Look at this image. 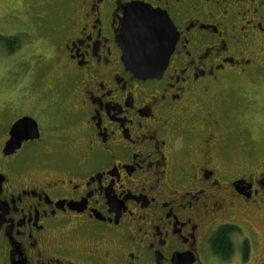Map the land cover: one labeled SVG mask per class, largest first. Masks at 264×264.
I'll list each match as a JSON object with an SVG mask.
<instances>
[{"label":"flooded vegetation","instance_id":"af4514ba","mask_svg":"<svg viewBox=\"0 0 264 264\" xmlns=\"http://www.w3.org/2000/svg\"><path fill=\"white\" fill-rule=\"evenodd\" d=\"M23 2L55 23L37 113L0 121V264H264V158L227 156L229 100L264 76V0H59L53 17ZM134 2L175 28L157 77L123 61ZM24 117L37 132L6 155Z\"/></svg>","mask_w":264,"mask_h":264},{"label":"rangeland","instance_id":"374dc122","mask_svg":"<svg viewBox=\"0 0 264 264\" xmlns=\"http://www.w3.org/2000/svg\"><path fill=\"white\" fill-rule=\"evenodd\" d=\"M58 1L34 0V3L37 10H44L47 16L53 17L59 9ZM27 16L23 0H0L2 124H6L12 115L36 114L35 107L43 97L40 90L41 74L36 67L41 63L38 61L41 53L49 49V28L55 20L47 17L46 21L35 22ZM49 66L53 67V62ZM260 79L259 83L243 89L240 95L229 100L227 119L234 135L228 141L227 156L235 157L232 168L249 166L248 157L256 158V162L264 158V76ZM24 156L21 154V158ZM252 225L261 229L257 217L252 220Z\"/></svg>","mask_w":264,"mask_h":264},{"label":"water","instance_id":"95a60500","mask_svg":"<svg viewBox=\"0 0 264 264\" xmlns=\"http://www.w3.org/2000/svg\"><path fill=\"white\" fill-rule=\"evenodd\" d=\"M163 21L164 31L161 39L153 37L150 26ZM175 28L169 17L142 2L128 5L124 11L122 28L118 42L123 50V61L128 70L142 78H153L163 73L176 43ZM36 122L24 117L17 121L11 130V140L4 150L11 155L18 142L34 136Z\"/></svg>","mask_w":264,"mask_h":264},{"label":"trees","instance_id":"16d2710c","mask_svg":"<svg viewBox=\"0 0 264 264\" xmlns=\"http://www.w3.org/2000/svg\"><path fill=\"white\" fill-rule=\"evenodd\" d=\"M227 230L228 229L226 227H222L219 231L216 232L215 237H214L215 251L220 253V254H228L229 253V250H228V252H225L224 248L221 247V245L224 247V245L221 244L222 242L225 243V245L227 244V241H228V238L226 237Z\"/></svg>","mask_w":264,"mask_h":264},{"label":"snow or ice","instance_id":"6c2138e0","mask_svg":"<svg viewBox=\"0 0 264 264\" xmlns=\"http://www.w3.org/2000/svg\"><path fill=\"white\" fill-rule=\"evenodd\" d=\"M151 31L153 34V37L155 39H161L162 35H163V31H164V25H163V21H160L158 23H153L151 26Z\"/></svg>","mask_w":264,"mask_h":264}]
</instances>
